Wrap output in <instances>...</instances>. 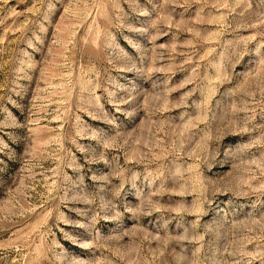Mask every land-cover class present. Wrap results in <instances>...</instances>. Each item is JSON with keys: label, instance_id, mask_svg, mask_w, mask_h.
I'll return each mask as SVG.
<instances>
[{"label": "rangeland", "instance_id": "374dc122", "mask_svg": "<svg viewBox=\"0 0 264 264\" xmlns=\"http://www.w3.org/2000/svg\"><path fill=\"white\" fill-rule=\"evenodd\" d=\"M0 264H264V0H0Z\"/></svg>", "mask_w": 264, "mask_h": 264}]
</instances>
